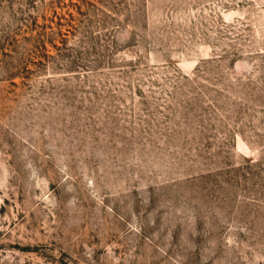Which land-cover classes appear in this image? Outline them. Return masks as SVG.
<instances>
[{"label": "rangeland", "instance_id": "374dc122", "mask_svg": "<svg viewBox=\"0 0 264 264\" xmlns=\"http://www.w3.org/2000/svg\"><path fill=\"white\" fill-rule=\"evenodd\" d=\"M0 264H264V0H0Z\"/></svg>", "mask_w": 264, "mask_h": 264}]
</instances>
